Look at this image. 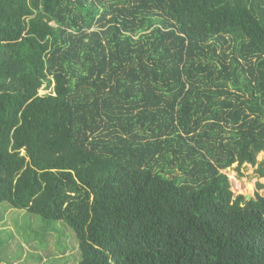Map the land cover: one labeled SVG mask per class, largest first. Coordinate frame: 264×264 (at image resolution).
I'll list each match as a JSON object with an SVG mask.
<instances>
[{"label": "trees", "instance_id": "trees-1", "mask_svg": "<svg viewBox=\"0 0 264 264\" xmlns=\"http://www.w3.org/2000/svg\"><path fill=\"white\" fill-rule=\"evenodd\" d=\"M262 151L264 0H0V204L76 264H264Z\"/></svg>", "mask_w": 264, "mask_h": 264}, {"label": "rangeland", "instance_id": "rangeland-1", "mask_svg": "<svg viewBox=\"0 0 264 264\" xmlns=\"http://www.w3.org/2000/svg\"><path fill=\"white\" fill-rule=\"evenodd\" d=\"M257 156L258 160L264 159V151ZM236 166L234 163L225 170L235 194H244L247 198L254 197L257 192L264 195V188L257 187V182L264 185V178L258 177L256 166L244 165L241 175ZM4 205L9 206L0 204V264H76L79 261L80 247L71 228L59 222L42 240L40 234L45 224L42 217Z\"/></svg>", "mask_w": 264, "mask_h": 264}]
</instances>
